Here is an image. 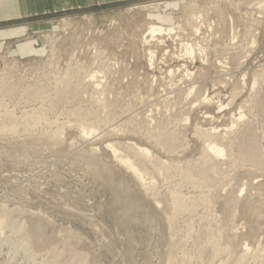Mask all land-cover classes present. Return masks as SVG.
<instances>
[{"label": "rangeland", "instance_id": "374dc122", "mask_svg": "<svg viewBox=\"0 0 264 264\" xmlns=\"http://www.w3.org/2000/svg\"><path fill=\"white\" fill-rule=\"evenodd\" d=\"M66 1L0 22V264H264V0Z\"/></svg>", "mask_w": 264, "mask_h": 264}, {"label": "crops", "instance_id": "0c3cea01", "mask_svg": "<svg viewBox=\"0 0 264 264\" xmlns=\"http://www.w3.org/2000/svg\"><path fill=\"white\" fill-rule=\"evenodd\" d=\"M81 0H75L79 4ZM69 2L66 0H0V22L20 20L26 16L57 10Z\"/></svg>", "mask_w": 264, "mask_h": 264}, {"label": "bare ground", "instance_id": "6f19581e", "mask_svg": "<svg viewBox=\"0 0 264 264\" xmlns=\"http://www.w3.org/2000/svg\"><path fill=\"white\" fill-rule=\"evenodd\" d=\"M255 12V11H254ZM161 28L159 27V28H152L150 31L152 32V33H154V32H161ZM163 31V30H162ZM171 33V32H170ZM188 52V51H187ZM198 52V51H197ZM220 63V62H219ZM218 64V63H217ZM189 73V72H188ZM237 97V96H236ZM233 100V99H232ZM240 119V118H239ZM209 132V131H208ZM209 148V147H208ZM210 148H211V146H210ZM217 148V147H216ZM220 150V149H219ZM219 150H215V148H213V151L217 154V156L218 155H221V152L222 151H219ZM144 153V152H143ZM212 153V152H211ZM4 230V229H3ZM21 234V233H20ZM9 238V237H8ZM20 240V239H19ZM21 249V248H20ZM27 250V249H26Z\"/></svg>", "mask_w": 264, "mask_h": 264}]
</instances>
